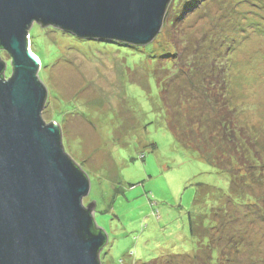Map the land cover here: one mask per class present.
Returning a JSON list of instances; mask_svg holds the SVG:
<instances>
[{
  "label": "rangeland",
  "instance_id": "obj_1",
  "mask_svg": "<svg viewBox=\"0 0 264 264\" xmlns=\"http://www.w3.org/2000/svg\"><path fill=\"white\" fill-rule=\"evenodd\" d=\"M176 26L173 40L187 44L198 69L215 57L226 64L224 97L257 153H246L245 175L227 159L212 164L226 144L207 155L167 128L170 113L184 127L203 105L158 106L150 54L34 22L27 37L46 88L40 115L58 124L64 151L88 177L81 201H96L92 215L107 235L100 264H264V0H202ZM157 40L154 50L165 45ZM0 57L7 79L11 58L4 49Z\"/></svg>",
  "mask_w": 264,
  "mask_h": 264
},
{
  "label": "water",
  "instance_id": "obj_2",
  "mask_svg": "<svg viewBox=\"0 0 264 264\" xmlns=\"http://www.w3.org/2000/svg\"><path fill=\"white\" fill-rule=\"evenodd\" d=\"M169 1L0 0V46L13 69L0 78V264H98L101 242L80 234L97 204H82L88 177L66 155L58 124L40 115L46 88L25 39L30 26L145 44L161 30Z\"/></svg>",
  "mask_w": 264,
  "mask_h": 264
},
{
  "label": "trees",
  "instance_id": "obj_3",
  "mask_svg": "<svg viewBox=\"0 0 264 264\" xmlns=\"http://www.w3.org/2000/svg\"><path fill=\"white\" fill-rule=\"evenodd\" d=\"M201 1L202 0H170L167 4L161 30L155 36L153 41L148 43L135 44L114 39L94 40L122 47L125 49V52H137L140 56L148 57V54H150V60L154 65H149L147 69L153 76L151 84L157 89V96L153 101L156 102L158 106H163L164 110H170L174 98L177 102L181 103L183 102L182 98H185V100L197 99L201 105H203V109L199 112L198 116L196 114L195 116L194 114L188 115L184 127H181L170 113L168 115L170 120L168 119L166 124L167 128L173 133L179 142H182L184 145L195 147L203 153L210 148L217 149L219 147L218 143L226 144L224 147L225 149H220L216 157L211 156L212 164L220 168V161H222V159H227L231 164L235 163L236 166H234V169H240L242 173H240L239 176H243L247 173L246 153H248V155L251 153L254 158L257 157V153L256 149L251 147L250 141L245 135V131L240 128L238 123H236L234 115H231L233 108L229 107V101L224 97L227 84V79L225 77L226 64L219 58L215 57V59H211L210 65L206 70L202 71L200 68L199 70L198 67L193 64L195 63L193 58H186L183 54V51L187 49V44L185 43L186 46L182 47V42L178 43L173 40V31H175L177 27V22L180 21L186 12L197 7ZM40 26L52 25H44L40 23ZM53 28L59 29L64 33H70L55 26H53ZM70 34L76 36L75 34ZM159 37L165 38V45L163 44L162 48L161 46L158 47L160 51L152 48V45L158 41L157 39ZM25 39L27 41L26 35ZM141 47H145L146 50L142 52L138 51L137 49H141ZM1 49L0 46V50ZM0 61L6 66V62L2 60L1 57ZM4 70L5 68L0 72V78H5ZM12 70L13 69L11 68V74L9 77L12 76ZM147 76L148 74H146V77ZM177 81L179 83H177ZM147 87H149V84ZM171 97L173 98L172 100ZM181 108L183 109L182 106ZM181 108L179 110L180 112ZM213 117L217 118L213 120ZM180 127L182 128V132ZM201 127H204L206 130V138L202 136L204 135L202 132L204 130L201 131ZM190 131L195 135L194 140L201 142L200 145L189 137L191 134ZM229 150H231V152ZM227 152H229V155ZM66 155L72 160L68 154ZM72 162L74 167L87 177L86 173L73 160ZM234 172L236 173V171ZM234 172L231 174L229 173V177H233L235 174ZM87 229V232L80 231V234L84 239L89 238L92 235H97L101 238L99 246L94 250L97 262L100 264V253L107 243V235L105 231L96 224L93 215H90ZM209 257L213 259L215 253L212 252Z\"/></svg>",
  "mask_w": 264,
  "mask_h": 264
},
{
  "label": "bare ground",
  "instance_id": "obj_4",
  "mask_svg": "<svg viewBox=\"0 0 264 264\" xmlns=\"http://www.w3.org/2000/svg\"><path fill=\"white\" fill-rule=\"evenodd\" d=\"M36 55V54H35ZM38 62H39V59H38Z\"/></svg>",
  "mask_w": 264,
  "mask_h": 264
}]
</instances>
